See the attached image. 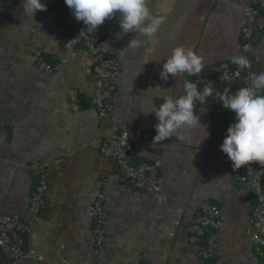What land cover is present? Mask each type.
Returning <instances> with one entry per match:
<instances>
[{
    "label": "crops",
    "instance_id": "crops-1",
    "mask_svg": "<svg viewBox=\"0 0 264 264\" xmlns=\"http://www.w3.org/2000/svg\"><path fill=\"white\" fill-rule=\"evenodd\" d=\"M62 1L37 10L32 20L22 0H0V215L28 226L30 256L2 264H264L249 235L256 200L235 184V167L220 149L230 125L224 112L211 101L196 103L201 126L187 129L183 140L139 137L158 122L154 113L145 114L164 102L154 96H179L192 81L187 74L160 77L176 46L203 56V68L233 64L247 0H147L150 14L165 20L152 37L122 33L118 13L107 19L120 64L113 119L101 117L92 102L95 59L61 43L76 31ZM131 39L141 46L131 47ZM37 52L49 64L65 62L58 72H43ZM251 60L264 72V33L252 42ZM114 127L129 133L130 162L159 172L155 198L140 195L101 156L99 147ZM42 174L45 206L38 208L33 195ZM95 179L104 183L107 213L99 249L91 243L88 218ZM201 202L215 205L224 218L218 255L208 261L198 257L187 234Z\"/></svg>",
    "mask_w": 264,
    "mask_h": 264
},
{
    "label": "built area",
    "instance_id": "built-area-1",
    "mask_svg": "<svg viewBox=\"0 0 264 264\" xmlns=\"http://www.w3.org/2000/svg\"><path fill=\"white\" fill-rule=\"evenodd\" d=\"M53 0H43L48 5ZM62 6L68 18L74 23L75 33L63 36L61 43L66 49L82 47L88 55L93 57L98 65V75L93 88L92 102L98 114L103 118L113 119L114 96L119 83L120 64L116 56V40L105 30V22L97 30H87L83 21H77L62 1ZM264 33V0H247L244 11V24L240 31L241 43L236 55L246 56L251 61V68L240 69L235 64L220 63L203 68L196 76H189L202 91L206 86L211 89L203 102L211 101L225 114L230 124L234 122V112L223 107L219 94L226 89L234 94L244 86H250L251 76L258 74L255 63L251 60V49L254 38ZM38 68L46 73L58 72L65 62L49 64L40 60V52L35 54ZM196 103H200L197 101ZM202 103V104H203ZM156 124V123H155ZM155 124L144 129L139 137L144 140L154 139ZM133 147L129 133L124 129L114 127L113 133L105 138L99 147L101 156L111 161L119 170L123 179L140 195L155 198L161 190L159 172L147 163L138 165L130 162ZM233 181L243 193L253 196L256 205L252 213L250 225V239L256 255L264 262V164L253 161L235 168ZM47 187L46 175L39 177L33 200L38 208L45 206L43 198ZM90 206L88 218L91 222V243L99 249L106 240L105 227L107 213L104 207V183L96 180L89 194ZM197 215L190 219L187 226L188 242L196 247L198 257L208 261L218 255L217 238L222 229L224 218L219 209L209 203L201 202L197 206ZM28 226L17 216L0 215V264L3 262L26 260L30 256L25 251V235Z\"/></svg>",
    "mask_w": 264,
    "mask_h": 264
},
{
    "label": "clouds",
    "instance_id": "clouds-1",
    "mask_svg": "<svg viewBox=\"0 0 264 264\" xmlns=\"http://www.w3.org/2000/svg\"><path fill=\"white\" fill-rule=\"evenodd\" d=\"M77 21H83L87 30H97L106 19L119 14V26L122 33H136L141 36H155L165 23L163 17H153L147 6V0H64ZM25 15L32 20L37 10L45 11L43 0H22ZM141 40L131 39L129 45L138 48ZM232 63L240 69L251 68V61L243 55H234ZM204 67V58L190 47L176 46L171 55L162 63L161 79L167 81L173 77L187 74L196 76ZM159 88V87H157ZM156 88V89H157ZM155 89V90H156ZM151 91H155L149 89ZM211 89L198 90L197 84L185 81L182 94L169 93L154 96L163 99V103L148 111L154 113L156 135L154 140L163 141L172 137L183 140L187 129L200 124L194 107L211 95ZM220 103L227 110L234 112L235 119L227 128L220 149L226 153L232 166L239 169L256 161L264 164V72L251 76L250 86L238 88L233 94L226 89L219 94ZM206 130V128H205ZM207 132V130H206ZM209 133L207 132V137ZM204 137V138H205Z\"/></svg>",
    "mask_w": 264,
    "mask_h": 264
}]
</instances>
